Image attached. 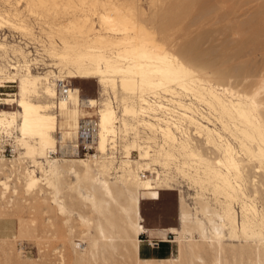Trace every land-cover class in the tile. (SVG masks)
Wrapping results in <instances>:
<instances>
[{
  "label": "rangeland",
  "instance_id": "374dc122",
  "mask_svg": "<svg viewBox=\"0 0 264 264\" xmlns=\"http://www.w3.org/2000/svg\"><path fill=\"white\" fill-rule=\"evenodd\" d=\"M0 9H2L0 14L9 20V22L1 23L0 26L6 25L20 30L30 37H33V27L39 26L40 32L46 36V55L55 64L60 77L67 78L69 84L76 87L80 94L92 97L97 91L101 93L107 89L114 93L118 91L120 92L119 101L123 106L135 110L133 98L139 94L137 91H124L123 89L122 91L119 83L116 89L105 87L99 84L98 78H69L67 75L69 66L60 63L51 54L52 50L54 54L62 51L65 45L68 50L73 52H81L87 47H92L102 52L101 54L111 57L122 50L123 47H115L112 44H116L124 38L123 33L127 30L126 35L130 37L133 45L141 40L146 41L160 52L174 56L176 60L198 72L197 75L204 80L202 84L204 87L197 86V91L202 96H207V92H204L206 90L201 88L208 89L209 83H206L208 81H211L210 84L214 88L215 86L216 88L224 86L233 91L237 90L236 92L241 94L254 96L261 105L258 113H260L259 120L264 129V0H0ZM101 16H107L109 20L108 22L105 20V23L108 24H105L104 21V24L100 23ZM26 75L31 77V81L35 80V90L30 94V100L54 105L55 93L52 94L47 90L49 86L43 83V80L39 78L40 75L33 72L31 74L13 72V74H9V78L5 79L15 83L10 88H0V92H13L15 97L14 95V98L12 95H0L2 98L0 101L1 115L9 117L14 111L19 113L15 103H7L4 100L21 98L20 81ZM113 79L119 81V76ZM2 80L0 78V83ZM134 80H138V78L134 77ZM175 92L179 97L172 99L171 96L161 93L166 99L175 102L181 101L186 106L201 102L204 104L199 98L195 100V97L191 96L192 92L184 94L185 92L179 89H175ZM217 92L221 93V90H217ZM227 98L232 99L228 96ZM233 102L236 100L233 99ZM218 108L217 112L220 110ZM122 113L121 109V116ZM55 114L56 128L65 130L73 128L78 117L74 102L68 104L67 110L63 114L59 111H56ZM214 114H217L215 117L218 119V113L214 112ZM121 118L123 125L127 128V119H132L131 116ZM229 122L232 125L235 123L231 120ZM204 125L211 129L217 127L215 130L221 132V136L227 139L235 149L236 157L238 156L236 159L241 161V163L238 161L241 167L239 174L231 176L232 182L240 185L239 189L237 188L236 193L229 190L232 193H229L228 197L223 194V191L216 188V185L212 187L213 184L207 183L204 187H200L198 184L200 189L196 181V183L191 182L192 177H195V171L193 167H189L188 163L186 165L179 164L180 168L175 172V177L179 179V182L184 181L186 186L194 191L192 196H195V191L198 193L211 189L216 200H219V210L213 208L206 201L198 200L199 214L204 215L201 209L208 206L209 213L207 214L210 218H205L206 222L202 221V223L209 228V220L218 223L217 215H221L227 206L236 211L238 219L241 218V202L251 206L248 209L252 208V211L247 214L249 217L251 216L249 219L254 226L255 238L249 236L246 237V240L239 236L232 239L228 237V229L224 228L221 264H255L251 259H256L257 252L264 254L262 250V248L264 249V146L259 145L258 140L255 139L250 144L249 141L246 142L249 150L241 149L238 141L233 136H229L227 131L224 132L219 123ZM232 125L231 129H233ZM158 132L160 133V131L155 134L151 133L154 135V137L149 136L152 140L147 139V142L144 143L145 146L148 143H153L155 146L153 153H149V155L157 154L161 147L168 150ZM157 135H160L158 139ZM205 135L207 136V134ZM15 136L19 137L18 131ZM206 136L204 140H200L201 143L196 145V149L203 155L205 153V156H207V150H211V156L208 155L207 158L215 163L216 160L222 159L220 143L214 137L216 138L215 145L207 144ZM197 140L199 141V138ZM259 146L261 153L258 150ZM132 148L135 147L127 145L125 152ZM150 148L148 152H150ZM176 149L178 147L172 151L179 154L177 151L180 152V150ZM248 152H254L253 156L255 157ZM21 153L20 147L12 137H7L5 132L0 130V182H7L9 186L6 192L3 190V186H0V264H143L141 261L144 259L139 258L133 248L135 241L137 239L140 241L139 236L129 230L127 236L124 237L121 231L124 214L120 211L122 201L116 198L110 200V214L105 213V216L114 223L116 250H108L104 253L97 251L95 258H90L88 254L90 248L95 246L94 225L102 217L92 208L94 200L89 187L90 181L87 180L91 177L96 184L108 180L110 183H115L118 189L124 191L120 182L98 177L88 163H86L88 175H85L84 165L78 162L79 159H73L76 162L75 164L69 163L70 165L64 164V161L51 162L48 153L42 160H38L41 165L39 164L34 169L31 166L33 163L24 159ZM142 153L140 149L138 159L134 160L135 158L132 157L131 161H141ZM256 154L262 155L256 157ZM73 160L68 159V161ZM50 163L57 166L55 177L47 171L50 170ZM146 163L149 166L159 167L158 170L170 167V161L166 166H163L164 168L159 163L156 165L151 161ZM135 164L133 166L137 167ZM25 169L27 171L35 170V175L40 180L39 186L32 193H27L24 190L27 180ZM144 169L146 167H141L139 170ZM222 171L226 176L229 175L224 170ZM47 178L51 182L57 183L55 189L46 184L44 179ZM55 178L56 180H54ZM239 191H243V193L240 194ZM4 192L5 194H3ZM180 196L173 190L162 189V191L152 192L139 190L140 227L143 230H153L148 237H162L158 234L162 232L164 235L165 230L173 229L177 232L179 237H176V242L169 243L175 247V253L173 256L165 258L169 262L164 261L162 264H215L216 254L209 247L208 242L201 238L196 242L181 241V238H186L188 234H191L192 237L193 234L199 235L200 230L195 227L197 226L195 222L199 223V220L197 222L193 218V214L185 204L179 203ZM225 197L227 198L224 200ZM233 197L234 199H232ZM54 198L57 200L58 206L57 203H53ZM232 203L234 204L232 205ZM225 204H227L226 207ZM181 205L185 207L192 223L185 231L181 228ZM262 227L259 236V228ZM91 242L92 244H90ZM143 242L145 243V241ZM192 247L198 252L201 261L195 260L191 256L189 249ZM254 254L256 255L254 256ZM151 264H160V262Z\"/></svg>",
  "mask_w": 264,
  "mask_h": 264
},
{
  "label": "bare ground",
  "instance_id": "6f19581e",
  "mask_svg": "<svg viewBox=\"0 0 264 264\" xmlns=\"http://www.w3.org/2000/svg\"><path fill=\"white\" fill-rule=\"evenodd\" d=\"M7 19L8 18L0 14V24L3 22H9V20ZM105 20H107L108 22L109 19H107V16L100 17V23H103V21L105 23ZM125 31L127 32V30ZM126 32L123 33L124 38L120 39L116 44H112V46H121L123 48L111 57L105 54H101L102 52L95 50V48L92 47H87L86 50H83L81 52H73L68 50L67 46L64 45L62 51L56 52L55 54L53 50L51 51L52 53L50 52L60 63L69 66L67 74L69 78H98L99 84L104 85L105 87L116 89L119 83L121 90H134L139 93H136L137 95H135V97L133 98V106L135 107L134 110L132 108L123 106L122 102L119 101L120 92H111L114 96V99L118 103V109L120 112L119 119L122 130L124 133H130V136L127 140L124 141L122 146L125 158H123L117 166L112 167L109 161L99 160L92 157L76 158L59 156L57 157L51 155L52 152L56 151V138L54 137V134L56 132V106L62 103L70 104L74 102L75 107L78 111V115L80 113L77 105L79 99V90L76 87H73L68 91L67 98H59L55 102L53 100L54 105L41 104L40 102H33L32 100H30V94L34 93L35 90V80L31 81V77L29 78V76L26 75L20 81V89L22 92L21 98L4 100L5 102L7 101V103H15L17 109L19 110V113L14 111L9 117L8 115L6 117L0 114V130H3L7 137H12L14 142L17 143V145L20 147V150L22 151V157L24 159L30 160V162L33 163V165H31L33 168L38 167L39 164L41 165V162H39L38 160H42L48 153V158L49 160H51V162L60 163L61 161H64V164H75L76 161L73 159H79L78 162L84 165L85 175H88V165L86 164L88 163L98 177L117 180V182H120L122 184L123 188L125 189L124 191L123 189H118L115 183H110L108 180L103 179L104 181L102 182H99L97 180V183L99 182V184H96L94 179H91V177L89 180H87L90 181V186H88L91 189L94 200L92 208L98 215L102 217L99 218V220H97L94 225L96 238L95 242L93 241L95 243V246L93 248H90V251L88 253L90 258H95L97 251H101L102 253H104L108 250H116L114 223L111 219H108L105 216V213L110 214V200L114 198L122 201L120 211L124 214V219L122 221L121 231L124 237L127 236L129 230L135 235H138L141 232H145L148 236L147 231L143 230L140 227L139 190L143 192L162 191V189L174 190L173 188L175 186V188L178 190V194L181 195L179 189L183 184H180L181 182H179V179L175 177V172L178 170V168H180L179 164L186 165L188 163L189 167L191 166L194 168L195 177L191 176V182L194 183L196 181L197 186L198 184H200V187H204L205 185H207V183L211 185L213 184L212 187L216 185V188H219L221 191H223V194H226V196L229 195V193H232L229 190L235 193L237 192L240 185H237L236 182H232L231 175L239 174L241 164L239 165V159L238 161L236 159L238 156L236 157L237 154L235 152V149L227 139L221 136V132L215 130L217 129V127L215 129H211L204 124L215 125L219 123L224 132L227 131L229 133V136H233L238 141L241 149L249 150L246 142L249 141L248 143L250 144L255 139L258 140L259 145L261 144L262 146H264V129L261 126L262 124L259 120L260 113H258L261 105L256 101L254 96L241 94L240 92H236L237 90L233 91L231 88L229 89L224 86H217V88L215 86L214 88L213 85L210 84L211 81H208L206 83H209V88H201L203 90H206L204 92H207V96L204 97L197 91V86L201 87L204 82L202 77L197 75L198 72L190 69L183 62L176 60L174 56H171L168 53L160 52L154 46H150L146 41L141 40L136 45H133L130 37L126 35ZM43 35L46 38L45 34ZM43 46L45 51L47 49V43L45 42ZM53 65L55 66L54 63ZM10 73L13 74V72L6 71L4 66L0 64L1 79L9 78L8 76ZM14 73L19 72L14 71ZM49 73H51V71L38 75H40L39 78L43 80V83L49 86L47 90L50 93L54 94V85L48 80L47 77ZM57 73L59 78L61 79L58 69ZM21 74H31V71H26ZM116 76H119V81L113 79ZM134 77H137L138 80H134ZM175 89H179L182 92H185L184 94H186V92H188L189 94L192 92L191 96L193 95V97H195V100H198V98L201 99L205 105L201 102L191 105L189 104V106H186V104L182 103L181 101L175 102L166 99L162 94L164 93L166 96H171V99L178 98L179 96L175 92ZM217 90H221V93L217 92ZM197 93L201 96L196 95ZM149 95L153 98L151 101L147 99V96ZM226 95L232 99H228ZM224 98L227 99L224 100ZM233 99H235L236 102H233ZM170 102L174 103L175 105H172ZM217 108L220 109L219 112H217ZM121 109L123 111L122 116ZM214 112L218 113V119H216L215 115L217 114H214ZM98 113L99 138L97 142V150L102 151L104 148L105 135L113 132L112 122L116 118V114L108 99L104 100L103 107L98 111ZM126 116H131L132 118L127 119V128L123 125L121 120V117ZM225 118H227L228 120H224ZM230 120L235 123L232 125L231 122H229ZM231 125L233 129H231ZM73 128L69 130L60 128L58 129L63 138L69 139L73 135ZM17 131L19 137L15 136ZM157 131H160V133H158L161 134V139L165 146L167 145L168 150H165V148L161 147V145L160 151H158L157 154L149 155V153H153L155 146L153 145V143H148L147 146H145L146 144L144 143L147 142V139H150L149 136L154 137V135H152L151 133L155 134L157 133ZM205 134H207V136ZM205 136L207 138V144L210 143L211 145H215V140L217 138L218 142L220 143L219 149L221 148V160H216L214 163L212 160L207 158L208 155L209 157L211 156V150L208 149L206 154L207 156H205V153L203 155L198 149H196V145L201 143L202 141L200 140H204ZM159 137L160 135H157V139ZM197 138H199V141L197 140ZM150 140L149 142H151ZM127 145H132L133 147H135L131 149L136 152L134 160L138 159V151L141 149L143 155H141V161L138 162L142 163L131 161L132 157L131 155H129L131 150H127V152H125V148ZM175 147H178V149L180 150V152L177 151L179 154H175L172 151L173 149H175ZM149 148L150 152H148ZM258 150L259 153H261L260 146L258 147ZM250 153L248 152V154ZM253 154L254 152H252L250 155L253 156ZM261 155L256 154V157ZM177 157H180V160H182L183 162L180 161ZM68 159H71L73 161H68ZM148 161H151L155 165L156 163L162 164V167L166 166L167 162L170 161V164L168 163L170 167L163 170H158L157 168L159 167L155 166L156 168L154 169V174L147 175L144 178H140L139 172L142 170L139 169L141 167H146L147 170L150 169L149 164L146 163ZM239 162L241 163V161ZM131 163H136L137 167L133 166L134 164ZM49 165L50 167H48L50 168V170H47L49 171L48 173H51L53 176L56 175L57 166L51 163ZM222 170H224L227 175L229 174V178L228 176H226V174L223 173ZM201 174L203 175L201 176ZM26 175L27 180L24 190H26L27 193H32L37 189V186H39L38 184L40 180L35 175V170H28L26 172ZM84 178L86 179V177ZM54 180H56V178ZM44 181L48 186L53 187L54 189L56 188V182H51L49 178L44 179ZM232 184H234L235 186H233ZM0 186H3V190L5 192L9 187L7 185V182H0ZM5 192L3 194H5ZM239 192L240 194L243 193V191ZM193 194L194 191L191 195ZM227 197H225L224 200ZM234 197L236 198L237 196L235 195ZM234 197L232 199H234ZM55 198L53 203H57V200ZM192 198L194 200V203L196 204V207L193 210H189L193 214V218L197 220V222L199 220V223L195 222V224L197 225L195 227H198L197 229L200 230V234H193V237L191 236V234H188L186 235V238H181V241L187 240L186 242H196L201 238V240L208 242L209 247L213 249L214 253L216 254L214 260L215 264H221V253L223 246L222 239L225 236L223 233L224 228L228 229V237L232 239L238 238L239 236V238L242 237L243 239H246V237L248 238L249 236H254L255 238L256 234L253 230L254 226L249 219L251 216L249 217L247 214L249 211H252V208L251 210L248 209L249 206L245 202H241V218L239 217L240 219H238V215L237 213H235L236 211H233L234 209L230 206L226 207L228 203L225 201L227 203L225 204L226 208H224L221 215H217L219 222L216 223L215 221L209 220V228L207 225L205 226L202 223V221L205 223V218L209 217L207 214L209 213V209L207 208L208 206L201 209L204 215L199 214L198 200L201 199L202 201H206L209 205H212L213 208H217V210H219V200H216L214 195L211 193V189L204 190L203 192L198 193L195 191V196H192ZM179 203L185 204L183 201V195L180 196ZM233 204L234 203H232V205ZM58 205L59 204L57 203V206ZM184 208L185 207H182L181 205V228L185 231V229H187L192 223L190 222L189 215ZM205 214L207 215L205 216ZM253 222L255 221L253 220ZM261 229H263V227L259 228V236L262 232ZM171 232L175 233L173 241L176 242V237L179 236L173 229L171 230ZM92 233L94 234V232ZM122 240L125 241L124 239ZM138 242L139 241L137 239L133 244L135 254H137L138 251ZM90 244H92V242ZM262 250L264 251L263 248ZM189 251L191 252L190 254L195 260L201 261V258L200 256H198V252H196L195 248L192 247L189 249ZM261 253L257 252V255L254 254V256L256 255V259H251L255 262V264H264V254ZM141 262L143 264L152 263L151 261L147 260ZM162 263H164V261H160V264Z\"/></svg>",
  "mask_w": 264,
  "mask_h": 264
},
{
  "label": "built area",
  "instance_id": "2783aa9c",
  "mask_svg": "<svg viewBox=\"0 0 264 264\" xmlns=\"http://www.w3.org/2000/svg\"><path fill=\"white\" fill-rule=\"evenodd\" d=\"M38 26L33 27V37L28 36L20 30L13 29L8 26H0V64L4 66L8 72L17 71L23 73L31 71L37 74H44L51 71L47 75L48 80L52 82L55 89L54 102L59 98H67L68 91L73 88L67 78H59L57 68L53 65V61L46 55L44 44L46 38L39 31ZM14 81L3 79L0 88H10ZM112 91L107 89L99 92L92 97L79 93L78 108L80 113L76 119L73 135L69 139L61 136L57 128L54 136L56 138V151L52 152V156L59 157H79V158H96L99 160L109 161L113 166L125 158L123 151V143L128 139L130 133H124L120 123V112L118 103L114 99ZM12 95L13 92H0V95ZM14 95V97H13ZM2 98H0L1 101ZM105 99L109 100L110 105L114 108L116 118L112 122L113 132L105 135L104 148L102 151L97 150L98 142V111L103 107ZM147 99L151 101L153 98L149 95ZM142 133V132H141ZM135 151L131 150V157H134ZM128 155V156H129ZM154 165H150V169H144L139 172V177L144 178L147 175L154 174ZM169 170V169H168ZM180 187V193L183 195V201L188 209L193 210L196 207L192 198V189L187 187L184 181ZM178 195V190L173 188ZM173 232L165 230L164 237L153 236L148 237L145 232L138 234L140 241H145L150 248H155L161 242L174 243Z\"/></svg>",
  "mask_w": 264,
  "mask_h": 264
},
{
  "label": "crops",
  "instance_id": "0c3cea01",
  "mask_svg": "<svg viewBox=\"0 0 264 264\" xmlns=\"http://www.w3.org/2000/svg\"><path fill=\"white\" fill-rule=\"evenodd\" d=\"M68 104L62 103L56 106V111H59L61 114L67 110ZM55 111V113H56ZM56 125H57V118H56ZM57 130V128H56ZM55 137V136H54ZM56 140V139H55ZM148 236H150L151 232L153 230H148L146 229ZM171 231V230H169ZM177 231V230H176ZM162 237L164 236L161 232ZM175 247L172 246L169 243L166 242H161L157 245L155 248H150L144 243L143 241L138 242V251H137V256L141 259L151 261L154 263L160 262V261H166L167 257L173 256L175 253Z\"/></svg>",
  "mask_w": 264,
  "mask_h": 264
}]
</instances>
